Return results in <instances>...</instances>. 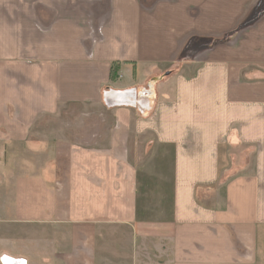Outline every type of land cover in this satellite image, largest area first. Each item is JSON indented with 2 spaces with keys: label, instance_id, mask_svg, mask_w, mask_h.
Returning a JSON list of instances; mask_svg holds the SVG:
<instances>
[{
  "label": "crops",
  "instance_id": "crops-1",
  "mask_svg": "<svg viewBox=\"0 0 264 264\" xmlns=\"http://www.w3.org/2000/svg\"><path fill=\"white\" fill-rule=\"evenodd\" d=\"M1 174L0 264H264V0H0Z\"/></svg>",
  "mask_w": 264,
  "mask_h": 264
},
{
  "label": "rangeland",
  "instance_id": "rangeland-1",
  "mask_svg": "<svg viewBox=\"0 0 264 264\" xmlns=\"http://www.w3.org/2000/svg\"><path fill=\"white\" fill-rule=\"evenodd\" d=\"M208 42L203 40V41H198L195 44L191 46V44H188V49H187V58L192 59L193 56L197 55L198 52H200L204 47L206 46ZM196 59V58H195ZM77 110V108H75ZM78 113V111L76 112ZM63 114L67 115V113L63 112ZM72 117L75 119L77 118V115L75 114ZM64 121H66L65 116H61L58 123L62 124ZM30 160L31 163L36 160L34 155H28L27 156ZM13 171L18 172L21 170V167L18 164H13L12 165ZM2 171V170H1ZM16 175H19L17 173ZM0 239L2 240L5 236H21V235H26V234H35V227L33 226H26L22 227V229L19 226L16 225H10L13 224L11 222H8V218L14 220V213H13V203L11 201V188H10V183L9 181H5L3 179V175H0ZM152 182L150 186L147 187V195L143 196L144 200L146 201L147 204H156L157 208H155V214L156 216H161L163 213L162 211L158 212V210L162 209L161 204H165L166 202L169 203L168 198L166 196L162 195L165 192L166 187L169 184L168 179H157ZM166 185V187H165ZM165 187V188H164ZM153 194V195H151ZM12 205V208L11 206ZM2 246V244H0Z\"/></svg>",
  "mask_w": 264,
  "mask_h": 264
},
{
  "label": "built area",
  "instance_id": "built-area-1",
  "mask_svg": "<svg viewBox=\"0 0 264 264\" xmlns=\"http://www.w3.org/2000/svg\"><path fill=\"white\" fill-rule=\"evenodd\" d=\"M8 262H12V263H21V264H23V262L20 261V260H12V259H9V258L5 259V260L3 261V264H7Z\"/></svg>",
  "mask_w": 264,
  "mask_h": 264
},
{
  "label": "water",
  "instance_id": "water-1",
  "mask_svg": "<svg viewBox=\"0 0 264 264\" xmlns=\"http://www.w3.org/2000/svg\"><path fill=\"white\" fill-rule=\"evenodd\" d=\"M7 264H21V263H12V262H8Z\"/></svg>",
  "mask_w": 264,
  "mask_h": 264
}]
</instances>
